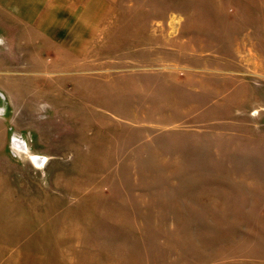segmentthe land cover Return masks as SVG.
<instances>
[{"label":"rangeland","instance_id":"374dc122","mask_svg":"<svg viewBox=\"0 0 264 264\" xmlns=\"http://www.w3.org/2000/svg\"><path fill=\"white\" fill-rule=\"evenodd\" d=\"M0 264H264V0H0Z\"/></svg>","mask_w":264,"mask_h":264},{"label":"bare ground","instance_id":"6f19581e","mask_svg":"<svg viewBox=\"0 0 264 264\" xmlns=\"http://www.w3.org/2000/svg\"><path fill=\"white\" fill-rule=\"evenodd\" d=\"M14 145L18 146L20 148L21 146L19 145V142L17 140H14Z\"/></svg>","mask_w":264,"mask_h":264}]
</instances>
